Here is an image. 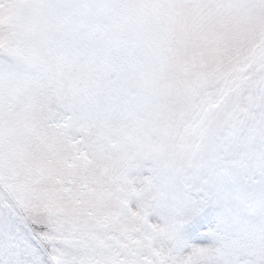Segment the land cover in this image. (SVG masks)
Listing matches in <instances>:
<instances>
[{"label": "rangeland", "instance_id": "1", "mask_svg": "<svg viewBox=\"0 0 264 264\" xmlns=\"http://www.w3.org/2000/svg\"><path fill=\"white\" fill-rule=\"evenodd\" d=\"M263 119L264 0H0V264H264Z\"/></svg>", "mask_w": 264, "mask_h": 264}, {"label": "trees", "instance_id": "2", "mask_svg": "<svg viewBox=\"0 0 264 264\" xmlns=\"http://www.w3.org/2000/svg\"><path fill=\"white\" fill-rule=\"evenodd\" d=\"M244 62L245 63L242 62V64L239 63L238 67L239 66L245 67L246 65L250 66V64H251V60L249 58L246 59ZM237 71H238V68L234 66L230 71L225 73L223 77H220L215 83H213L212 85H210V84L206 85L204 88L200 89L198 92L196 91L197 92V93L195 92L196 94L194 93L195 94L194 98H193V100H191V104L193 103L192 106H194L192 110H196V109L199 110V112H198L199 117L196 119V123H198L199 119L204 116L206 109H208V108L212 109V108H216L219 106V104L222 102L223 98L225 97V95L227 93V91H226V87H227L226 86V83H227L226 80H228L227 75L234 76ZM263 121H264V119H263ZM196 123L192 124L190 118H188V119L183 118L182 119L181 132H183V137H186L188 134H190L195 129ZM261 123L259 125H261ZM259 146H260V144H259ZM247 158H248V156L243 157L242 161H246ZM254 158L259 162V164H262L261 162H264L262 155L259 153ZM256 177H258V176H256ZM233 183H234L233 188H238V187H241V185H242V182H240V181H236ZM245 194H247V196L251 195V193L247 192V191L245 192ZM250 204H256V201H251ZM15 231L14 230L12 231V236H13L12 239H15V236H16ZM83 235H85L87 237V238H84V240L88 241V238H91V234H88V236L90 235V237H88L87 234H85V233ZM35 239H36L35 236H33V238H31V240H34V241H35ZM91 239H95V238L92 237ZM106 241H108V239H106ZM115 243H117L120 246V244L118 242H115ZM51 253L54 257H56L57 253L53 248H51ZM83 260H86V259H83ZM117 260H119V254L118 253H116V255H115V261H117ZM63 262L66 264H70L71 259L65 260ZM60 264H62V263H60Z\"/></svg>", "mask_w": 264, "mask_h": 264}]
</instances>
